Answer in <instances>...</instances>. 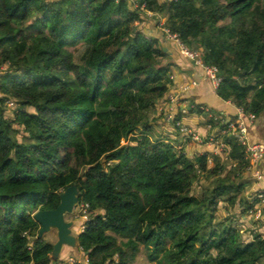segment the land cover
I'll list each match as a JSON object with an SVG mask.
<instances>
[{"label":"trees","instance_id":"16d2710c","mask_svg":"<svg viewBox=\"0 0 264 264\" xmlns=\"http://www.w3.org/2000/svg\"><path fill=\"white\" fill-rule=\"evenodd\" d=\"M147 13L218 69L222 100L264 115V0H0V264H67L33 215L71 186L86 264H130L141 246L156 264L264 260V232L217 220L223 204L254 208L243 147L225 138L211 167L153 137L172 63Z\"/></svg>","mask_w":264,"mask_h":264},{"label":"crops","instance_id":"0c3cea01","mask_svg":"<svg viewBox=\"0 0 264 264\" xmlns=\"http://www.w3.org/2000/svg\"><path fill=\"white\" fill-rule=\"evenodd\" d=\"M147 18L146 27L149 33L159 35L162 46L169 54L172 63L170 91L166 98L157 105L156 110L152 114V118H155L151 122L153 125V137L172 143L176 149L183 151L191 158L207 153L210 155L208 163L213 167L215 157L226 159L225 157L228 154L229 146L225 141L227 137L224 136V125L220 122L210 123L208 113H199L190 110L188 114L183 116L178 114V111L182 103L187 102L210 109L211 114L216 117L222 116L226 120H234L236 108L218 96L217 91L207 79L204 70L188 59L177 43L165 37V19L160 16V19L156 22L154 20L155 15L152 13H147ZM184 86L190 87L187 91H184ZM170 113L177 117V120H181L184 126L189 127L205 138L206 142L200 144L186 139L176 120L170 121L168 119ZM261 117L257 118L252 124H249V135L251 142L264 144V121L260 120ZM211 139H213L212 142L210 141ZM219 144H225L224 151H220ZM247 161L249 165L244 174L247 173L246 178L248 182L244 181L246 178L242 180L245 184V190L241 195V198H243V194H247L245 200H249L251 195L264 190V159L255 163L249 160ZM259 205L261 203L258 202L256 206ZM261 206L263 207V214L259 218L251 215L249 212L247 213V211L241 213L240 218L245 221L239 220V227L243 225L242 227L246 226L248 228L251 226L250 223H254L259 231L264 232V204ZM238 208L242 212V209L246 210L247 207L238 204L235 210L236 212ZM246 219L249 221L246 222Z\"/></svg>","mask_w":264,"mask_h":264},{"label":"built area","instance_id":"2783aa9c","mask_svg":"<svg viewBox=\"0 0 264 264\" xmlns=\"http://www.w3.org/2000/svg\"><path fill=\"white\" fill-rule=\"evenodd\" d=\"M164 34L167 39L172 40L179 45L183 54L188 59H190L196 66H199L204 70L207 76V79L212 84L213 88L217 91L222 82V79L218 76V69L214 66L205 65L200 56V53L189 50L180 41L178 35L171 33L167 28L164 29ZM189 87L190 86H184L183 90L187 91ZM228 103L232 104L231 102H228ZM233 106L236 108V116L234 120H226L222 116L216 117L211 114L210 109L203 107V106H199L197 104H190L187 102L182 103L178 111V114L184 116L188 114L190 110H197V109L203 111L204 113H208L210 120H212L213 122H220L222 125L225 126L224 136L229 137V138H234L237 141V143L241 147H243L247 160L255 163L257 161L264 159V144L251 142L250 135H249V124H252L257 119L256 115L246 114L242 108H238L235 105ZM176 118L177 117L173 116L171 113H170V116H168V119L170 121L176 120L178 126L181 127V131L183 132L186 139L192 140L193 142H197L200 144L206 142L205 138H203L201 135H199L198 133H196L189 127L184 126L181 120H177ZM210 141L212 142L213 139H211ZM218 147L220 151H224L225 144H219ZM249 200L251 204H253L254 206H256L258 202L261 203V205H263L264 204V190L251 195L249 197ZM261 205L254 207V209H251L249 213L259 218L263 214V207ZM82 207L85 210H87L88 205H85V206L82 205ZM83 216L85 217V215ZM66 263L76 264V263H81V262H78L74 257H70L66 260Z\"/></svg>","mask_w":264,"mask_h":264},{"label":"rangeland","instance_id":"374dc122","mask_svg":"<svg viewBox=\"0 0 264 264\" xmlns=\"http://www.w3.org/2000/svg\"><path fill=\"white\" fill-rule=\"evenodd\" d=\"M72 51H74V49H71ZM11 102V101H10ZM16 109V104L11 103L8 105V114L12 116L13 111ZM261 121H264V115L261 117L260 119ZM168 126V125H167ZM178 132V131H176ZM179 133V132H178ZM246 174H243L242 178L240 180H243L244 178H246ZM245 182L247 181V178L244 179ZM212 180H207L205 178L199 179L198 181L195 182L194 184V189L195 192L200 194L206 187L210 186V184H212ZM242 195V194H241ZM247 194L244 193L243 194V198L246 199ZM229 208L226 204H223L222 208L220 209V211L217 214V220L218 219H225L226 217L231 218L234 217L235 218V223L239 224V220H244L242 218H240V214L241 212L239 211L240 209H237V212L235 210H233V208L227 209ZM245 211V209H242ZM85 211V213H84ZM87 210H85L82 205H77L73 211V213L66 215L65 219L66 221H73L74 227H73V234L75 236H78L79 233L81 231H83L84 227H82V225L84 224L85 220H87V216H86ZM85 215V217L83 216ZM245 217V215H244ZM246 218V217H245ZM254 220V219H252ZM245 221V220H244ZM249 221L248 219H246V222ZM257 224V223H256ZM250 227L246 228V226L242 227L243 225H240V230H242V232H244V235L246 236H251L252 233L256 232V230H258L255 227V224L250 223ZM253 225V226H252ZM258 226V225H256ZM43 238L51 243V244H55L58 241V234H57V230L52 229L49 233L45 234L43 236ZM120 243L122 242L121 239H119ZM70 257H74L78 262H81L83 264H86V256L83 255L81 252L78 251V249H73V248H68L66 247L64 249V251L62 252V255L60 258H62V260H67ZM130 264H156L154 262H151L148 258V251L145 247L141 246L139 249V252L137 253L136 257L130 262ZM260 264H264V260L260 263Z\"/></svg>","mask_w":264,"mask_h":264},{"label":"water","instance_id":"95a60500","mask_svg":"<svg viewBox=\"0 0 264 264\" xmlns=\"http://www.w3.org/2000/svg\"><path fill=\"white\" fill-rule=\"evenodd\" d=\"M79 189L76 186L69 187L60 194V204L54 210H39L34 215V220L41 226L38 238L49 233L52 229L57 230L58 241L53 246L52 259H60L66 247L76 249L78 237L73 234V221H66L65 217L73 213L78 205Z\"/></svg>","mask_w":264,"mask_h":264}]
</instances>
